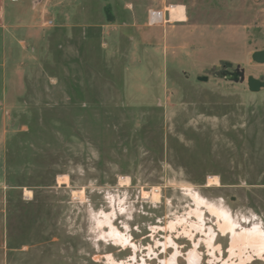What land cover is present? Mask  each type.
<instances>
[{
  "label": "rangeland",
  "instance_id": "obj_1",
  "mask_svg": "<svg viewBox=\"0 0 264 264\" xmlns=\"http://www.w3.org/2000/svg\"><path fill=\"white\" fill-rule=\"evenodd\" d=\"M106 5L115 28L88 68L109 92L94 108L64 96L58 109H0V264H172L176 252L174 264H189L193 251L198 264H228L235 235L264 240V90L222 76L231 64L264 80L252 60L264 50V0ZM170 6L187 18L172 21ZM163 9L166 22L148 26ZM137 73L138 96L125 94ZM153 189L157 202L143 195ZM250 254L246 264H264Z\"/></svg>",
  "mask_w": 264,
  "mask_h": 264
},
{
  "label": "crops",
  "instance_id": "obj_2",
  "mask_svg": "<svg viewBox=\"0 0 264 264\" xmlns=\"http://www.w3.org/2000/svg\"><path fill=\"white\" fill-rule=\"evenodd\" d=\"M106 1L99 0L97 13L87 0H0V109H15L19 104L23 109L55 104L58 109L64 96L70 98L71 109H80L81 96L93 98L87 104L90 109L96 106V97L108 94L104 84L97 88V77L88 68V52L104 51L106 38L115 28ZM81 51L86 53L81 56ZM38 67L39 74L31 73ZM98 79L108 81L105 75ZM140 85L138 73L126 76L122 90L138 96ZM18 94L22 102L16 101ZM2 114L1 138L5 134Z\"/></svg>",
  "mask_w": 264,
  "mask_h": 264
},
{
  "label": "bare ground",
  "instance_id": "obj_3",
  "mask_svg": "<svg viewBox=\"0 0 264 264\" xmlns=\"http://www.w3.org/2000/svg\"><path fill=\"white\" fill-rule=\"evenodd\" d=\"M167 11H169L170 18L172 21H184L187 18L186 14H185V8L183 6H170L167 9ZM123 181H124V183H128L129 180L124 178ZM211 181L216 185L219 184V181L216 178H212ZM59 182L61 184H68L69 180L67 177H60ZM84 194L85 193L83 191H80L78 193H75V196L83 198ZM143 195H144V197H148L152 201L157 202L160 199L161 193H160V189H153L150 193H144ZM213 210L217 215H219L220 210H219V213L217 212L218 210H215V209H213ZM223 215H224V213H223ZM225 219H226V217H225ZM232 227L234 228V226H232V224L228 220H225V224L221 228L223 229V231H225V230L231 231L233 229ZM253 232H255V231H253ZM224 233H226V232H224ZM259 234H258V237H257V234H255V233H254V236H251L247 233L235 235L234 240L231 244V249H230L231 261L228 264H246L252 258L250 252L261 256V254L264 253V240H263L262 236ZM176 254H177V252H176ZM176 254L170 260V262L172 264L175 263ZM232 259H236V260L232 261ZM237 260L239 261V263H237ZM188 261H189V264H198L199 257L195 251H193L189 254Z\"/></svg>",
  "mask_w": 264,
  "mask_h": 264
},
{
  "label": "water",
  "instance_id": "obj_4",
  "mask_svg": "<svg viewBox=\"0 0 264 264\" xmlns=\"http://www.w3.org/2000/svg\"><path fill=\"white\" fill-rule=\"evenodd\" d=\"M252 60L259 64L264 65V50L257 51L252 55ZM231 64H225L226 70L223 72L222 76L228 80L233 81L234 83H247L248 89L251 93H260L264 90V80L257 79L253 76L246 78L244 69H237L235 72H230L229 68ZM208 77H200L198 81L207 82Z\"/></svg>",
  "mask_w": 264,
  "mask_h": 264
},
{
  "label": "built area",
  "instance_id": "obj_5",
  "mask_svg": "<svg viewBox=\"0 0 264 264\" xmlns=\"http://www.w3.org/2000/svg\"><path fill=\"white\" fill-rule=\"evenodd\" d=\"M13 2H17L18 0H12ZM166 22V13L164 11H150L149 13V24L151 26L161 25Z\"/></svg>",
  "mask_w": 264,
  "mask_h": 264
}]
</instances>
